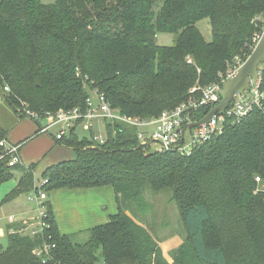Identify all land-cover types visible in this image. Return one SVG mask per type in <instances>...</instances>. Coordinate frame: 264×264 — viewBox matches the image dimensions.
<instances>
[{
    "label": "trees",
    "instance_id": "obj_1",
    "mask_svg": "<svg viewBox=\"0 0 264 264\" xmlns=\"http://www.w3.org/2000/svg\"><path fill=\"white\" fill-rule=\"evenodd\" d=\"M204 19L210 40L198 26ZM263 31L264 0H0V100L18 118L38 122L60 109L85 111L97 90L122 114L156 117L199 98L236 58L246 61ZM160 34L172 42L160 43ZM80 126L57 139L74 156L45 168L44 189L49 196L59 188L111 185L118 212L78 243L77 233L60 232L48 200L43 232L13 227L0 245V264H264L263 111L185 154L158 150L118 121L103 124V143L94 128L80 138ZM10 129L0 122V141ZM4 154L0 147V186L14 170L22 173L7 203L36 188L37 163L10 167ZM147 190L169 192L186 230L172 260L139 218ZM45 244L49 255H37Z\"/></svg>",
    "mask_w": 264,
    "mask_h": 264
},
{
    "label": "built area",
    "instance_id": "obj_2",
    "mask_svg": "<svg viewBox=\"0 0 264 264\" xmlns=\"http://www.w3.org/2000/svg\"><path fill=\"white\" fill-rule=\"evenodd\" d=\"M192 62V58L188 57V63ZM244 63L245 60L236 58L232 63H229L226 71L219 76L217 81L201 88V96L199 98L194 97L174 109L163 111L156 117L143 118L122 114L112 108L103 94L93 90L87 99L85 111L80 108L60 109L55 115H48V124L39 131L40 133H48L49 129L60 126L61 129H59L56 138L61 139L72 126L80 121L86 130L97 128L94 139L103 143L106 139V131L103 132V124L106 121H118L125 125L136 127L138 129V138L144 142L149 141L152 145L156 144V149L158 150H176L183 154L191 153L194 148L222 135L228 126L245 120L255 110L264 112V64H260L258 66L257 79L255 81L251 79L248 88L244 89L243 92H237L226 109L213 115L204 124L186 128L184 135H182V130L185 126L199 121L195 119L196 112L202 108H208L209 112L219 104L223 99L224 83L234 78ZM198 89L200 87L196 86L191 89V92H195ZM27 113L34 116V113L30 111H27ZM0 147L5 151L1 158L9 156L8 166H25L20 156L21 144L12 143L4 139L0 141ZM256 181L260 183V177H257ZM47 183V179L36 183V188L26 194L27 200L36 206L39 215L34 217L31 224L23 222L20 232L34 236L39 232L42 233L46 227L44 218L46 217L49 196L44 188ZM51 247H55V245L53 244ZM49 248L50 245L45 244L43 248L36 249L35 253L37 255H49ZM46 260L44 257L43 262L46 263Z\"/></svg>",
    "mask_w": 264,
    "mask_h": 264
},
{
    "label": "crops",
    "instance_id": "obj_3",
    "mask_svg": "<svg viewBox=\"0 0 264 264\" xmlns=\"http://www.w3.org/2000/svg\"><path fill=\"white\" fill-rule=\"evenodd\" d=\"M11 123L8 141L20 143L29 139L21 146L20 156L25 166L37 163L33 171L35 177L37 169L41 172L40 175L42 176V172L47 166L73 158L74 153L72 148L65 146L56 138L59 129L51 131V128L48 133L37 134L39 127L43 126H40L38 122L31 118H18V120H11ZM18 180L5 188V195L16 186ZM17 198L16 200H18ZM49 200L52 203L57 226L63 234L80 233L107 223L111 215L118 212L116 193L111 185L84 189L59 188L50 193ZM0 204L3 205L4 203L1 201ZM11 215L5 228L4 226L0 227L1 236L8 234L12 231L13 227L22 225L21 223L26 218L33 217L26 216L16 220L15 215ZM174 238L171 237L167 240ZM172 241L168 246H178L180 244L178 237ZM163 242L160 245L163 253L166 255V247L163 245Z\"/></svg>",
    "mask_w": 264,
    "mask_h": 264
},
{
    "label": "rangeland",
    "instance_id": "obj_4",
    "mask_svg": "<svg viewBox=\"0 0 264 264\" xmlns=\"http://www.w3.org/2000/svg\"><path fill=\"white\" fill-rule=\"evenodd\" d=\"M54 0H43L45 3H51ZM198 26L204 35V37L208 40H210L212 33H211V27L209 24V21L207 19H204L198 23ZM158 40L162 44H170L173 40L172 35L170 34H160L158 36ZM18 120L15 112L13 111L12 107L6 102L4 97H1L0 100V122L3 123L5 126L12 125L11 120ZM40 126H45L48 124L46 119H39L38 120ZM57 129H61L60 126H55L52 128L51 131H57ZM97 130V128H96ZM103 132H105L103 128ZM77 135L82 137H89V131H86L84 129V126L81 125L77 129ZM189 136V133H188ZM154 148L157 147L156 144L153 145ZM15 177H13L11 180H8L7 182L3 183L0 186V203L2 199L5 196V188H7L9 185L12 184V182H15L18 180L19 176L22 175L20 171L14 170ZM36 183H40L42 181V177L40 175V171L36 170ZM146 200H147V208L145 211H141L139 213V218H141L145 225H147V228L155 235L161 242L164 241L163 245L166 247V257L169 260L171 259V253L174 249L179 247L183 240L185 239V236L187 235L186 230L181 223V218L178 212V208L176 204L169 200V192L167 190L160 191V192H154L151 190L145 191L144 194ZM18 200H14L9 203H4L3 205L0 204V227L4 226L9 222V218L15 215L16 220H19L22 217H28L33 216L32 218H26L23 220L25 223H33L31 222L34 217L39 215V211L37 210L36 206L31 204L27 198L26 194H23L17 198ZM27 210L29 211L27 213ZM23 222L21 224H23ZM90 237V232L83 231L80 233H77L74 236V240L78 243H83L87 241ZM171 237L179 238L180 244L178 246H168L171 242ZM161 242H159L161 244ZM169 242V243H168ZM7 244V234L1 236L0 235V245L6 246ZM168 246V248H167Z\"/></svg>",
    "mask_w": 264,
    "mask_h": 264
},
{
    "label": "water",
    "instance_id": "obj_5",
    "mask_svg": "<svg viewBox=\"0 0 264 264\" xmlns=\"http://www.w3.org/2000/svg\"><path fill=\"white\" fill-rule=\"evenodd\" d=\"M260 64H264V31L253 52L241 66L237 75L224 83L222 92L223 99L202 119L185 126L182 130V135H184L186 128L197 127L204 124L208 122L213 115L226 109L237 92H243L244 89L249 87L251 79L254 81L257 79L258 66Z\"/></svg>",
    "mask_w": 264,
    "mask_h": 264
}]
</instances>
